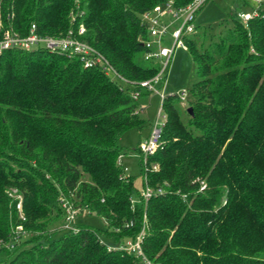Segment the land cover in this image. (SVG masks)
<instances>
[{
	"label": "trees",
	"instance_id": "obj_1",
	"mask_svg": "<svg viewBox=\"0 0 264 264\" xmlns=\"http://www.w3.org/2000/svg\"><path fill=\"white\" fill-rule=\"evenodd\" d=\"M164 1L0 0V36L31 22L44 34L71 29L131 82L46 48L0 54V241L19 224L27 233L13 249L0 247V264H142L100 238L118 246L142 230L155 264H264V7L243 21L238 12L253 2L240 0L199 51L196 31L186 36L197 74L187 119L176 92L167 94L161 143L146 168L140 157L142 178L163 192L145 200L119 161L123 133L144 123L131 90L157 71L138 58L141 15ZM62 200L103 225L77 218V232L61 229Z\"/></svg>",
	"mask_w": 264,
	"mask_h": 264
},
{
	"label": "built area",
	"instance_id": "obj_2",
	"mask_svg": "<svg viewBox=\"0 0 264 264\" xmlns=\"http://www.w3.org/2000/svg\"><path fill=\"white\" fill-rule=\"evenodd\" d=\"M205 0H191L184 5H174L171 0H166L155 4L152 8L142 12V20L147 28V37L142 40L145 50L142 52V58L146 61L153 62L157 65V71L152 76L138 80L136 87L132 88L131 96L137 100L142 89L148 92H155L161 98V105L158 108L157 116L151 125L148 137L139 141L138 153L142 158L143 166L147 167V156L155 151L161 143L162 126L165 120L163 113L162 100L167 95L164 93L165 72L168 69L171 58L174 55L176 48H187L185 38L196 31V13L204 4ZM253 5L238 12L239 17L243 21L259 15L264 7V0H252ZM1 25V21H0ZM83 26L80 27L79 33L82 32ZM168 42V43H167ZM46 48L52 52L63 53L67 56L78 55L84 66H98L106 75L120 82L131 83L127 78L121 75L114 65L92 44L77 37L73 30L68 29L63 35H50L38 31L35 22H31L27 32L22 33L15 29L12 25L4 27L0 36V54L8 48H21L32 50L35 48ZM162 80V85L157 84ZM181 102L187 100L189 90L184 88L176 92ZM142 109V108H141ZM140 109V110H141ZM139 112V109H137ZM162 116V120L159 118ZM119 155V161L121 160ZM155 167V165H154ZM127 171V167L124 166ZM144 185L140 190L141 196L147 200L151 196L163 192L161 188H152L146 184V178L143 177ZM204 187V186H202ZM183 198L184 195H182ZM16 209L20 219L25 220L22 213V205L20 197L17 196ZM61 205L65 210L64 221L61 224V229L77 232L78 227L75 222L81 211L75 208L68 201L62 200ZM128 223L126 226L131 225ZM142 230L135 239H127L123 244L118 246H107L110 248H118L127 252L134 253L140 258L142 264H155L148 259L142 249ZM22 224L17 225L11 237L6 242L0 241V247L13 249L21 240V237L26 235Z\"/></svg>",
	"mask_w": 264,
	"mask_h": 264
},
{
	"label": "rangeland",
	"instance_id": "obj_3",
	"mask_svg": "<svg viewBox=\"0 0 264 264\" xmlns=\"http://www.w3.org/2000/svg\"><path fill=\"white\" fill-rule=\"evenodd\" d=\"M239 9H242L240 0H207L196 13L194 45L197 51L203 45L205 47L211 40H216L219 32L224 30V25L231 23L229 19L222 20L227 16L229 11ZM140 57H142L141 53L138 54V58ZM144 61L145 63L148 62ZM196 78V62L192 58L190 51L187 48H176L165 72L164 93L170 94L179 92L184 88L189 89ZM162 83L161 80L157 85L161 86ZM179 104L182 109V117L186 120L187 115L183 109L186 106V102L180 101ZM160 105L161 98L159 94L142 89L140 96L137 98V109L140 110L142 106L144 107L143 111L139 112L140 116L144 119V123L141 127L133 126L128 128L120 140L123 150L126 151V153H122V163L127 167V172L135 176V188L139 191L144 184L142 175L140 174V155L136 147L139 141L148 137L149 125L154 122ZM159 120H162V116ZM78 219L91 226L101 227L103 225L102 218L94 214L89 215L84 210L79 213ZM100 238L107 246H115L111 240L105 237ZM3 257H5V254L0 253V258Z\"/></svg>",
	"mask_w": 264,
	"mask_h": 264
},
{
	"label": "crops",
	"instance_id": "obj_4",
	"mask_svg": "<svg viewBox=\"0 0 264 264\" xmlns=\"http://www.w3.org/2000/svg\"><path fill=\"white\" fill-rule=\"evenodd\" d=\"M141 108H142V109H141V110H139V112H140V111H143V108H144V107L142 106ZM151 125H152V124L150 123V125H149V131H148V134H147V136H148V135H149V133H150ZM121 161H122V160H121Z\"/></svg>",
	"mask_w": 264,
	"mask_h": 264
},
{
	"label": "water",
	"instance_id": "obj_5",
	"mask_svg": "<svg viewBox=\"0 0 264 264\" xmlns=\"http://www.w3.org/2000/svg\"><path fill=\"white\" fill-rule=\"evenodd\" d=\"M187 111H188L189 113H192V107H191V106H188V107H187Z\"/></svg>",
	"mask_w": 264,
	"mask_h": 264
}]
</instances>
